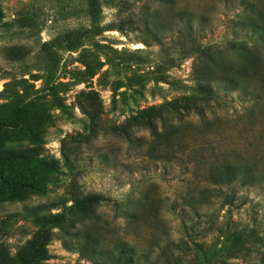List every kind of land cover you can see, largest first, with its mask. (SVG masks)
<instances>
[{"label":"rangeland","instance_id":"rangeland-1","mask_svg":"<svg viewBox=\"0 0 264 264\" xmlns=\"http://www.w3.org/2000/svg\"><path fill=\"white\" fill-rule=\"evenodd\" d=\"M83 2L1 0L0 264H20L42 217L102 250L128 242L122 264H264V0H130L134 24L110 7L82 14ZM210 78L217 97L168 117L162 146L148 130L135 143L112 133L144 108L201 97ZM90 91L96 125L80 109ZM225 165L246 173L221 185ZM89 193L105 201L70 209ZM52 232L42 264H96Z\"/></svg>","mask_w":264,"mask_h":264},{"label":"trees","instance_id":"trees-1","mask_svg":"<svg viewBox=\"0 0 264 264\" xmlns=\"http://www.w3.org/2000/svg\"><path fill=\"white\" fill-rule=\"evenodd\" d=\"M83 5L81 7L80 13H87L88 15L95 17L98 12H100L104 7L114 8L117 11V16L120 18V22H136L134 12L129 8L131 4L130 0H83ZM5 20V14L2 8L0 0V28ZM125 30V25L118 24L112 25L110 30ZM264 42V39H262ZM243 52V51H242ZM202 78V77H198ZM206 79L202 78L201 81ZM213 79H209L208 83L200 84L201 97L198 98H184L179 100H174L169 103H165L159 106H150L137 112L135 115L128 118L123 124L115 126L112 128V133L122 136L129 143H135L138 138L134 137L135 131L138 130H148L154 140L159 146H162L161 139V128L166 124L168 117L177 118L181 121L184 114H190L195 112L199 115L204 113V110L209 107L210 102L217 97V90H215L211 83ZM210 83V84H209ZM239 86V84H238ZM232 91V90H230ZM245 100H248L246 98ZM203 101V104L200 103ZM101 103L97 93L90 91L85 94V99L80 103V109L84 115H86L94 125H96L101 118ZM63 156L67 162H73L78 160L76 153L69 149L66 143L63 144ZM27 156V155H25ZM13 158H22L21 155L13 156ZM222 173V178L225 181L221 182V185H229L236 180H238V174L244 175L246 171L238 169L234 165H225L220 170ZM207 183L210 185L218 186V183L214 177H209L206 179ZM72 192L76 194L77 188L72 185ZM205 190L202 191V193ZM105 201V197L97 193H89L77 195L74 198L73 205L70 209L76 210L79 213L86 214L91 213L96 207ZM186 207L192 208L190 203L186 202ZM197 211V209L193 208ZM174 212V207H171ZM179 213L178 215H180ZM179 219L187 225L185 218L180 217ZM59 218L57 217H42L38 220L41 225V230L32 237L28 239L24 245L21 247L17 259L20 264H42L43 261L48 260L49 251L48 245L52 241L55 234L52 232V228L57 227L60 230L59 236L66 250L70 252H75L88 259L89 261L96 264H122V263H133L134 256L136 254V249L134 246L130 245L126 241H119L116 248L111 250L99 249L100 242L97 241L95 236H92L86 232L83 237L77 235L76 233L72 235L68 231V228L61 225ZM176 244L173 240H168L166 250L170 246ZM165 251V250H164Z\"/></svg>","mask_w":264,"mask_h":264}]
</instances>
